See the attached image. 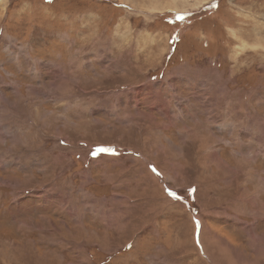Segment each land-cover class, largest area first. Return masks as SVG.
<instances>
[{"label":"rangeland","instance_id":"obj_1","mask_svg":"<svg viewBox=\"0 0 264 264\" xmlns=\"http://www.w3.org/2000/svg\"><path fill=\"white\" fill-rule=\"evenodd\" d=\"M0 264H264V0H0Z\"/></svg>","mask_w":264,"mask_h":264},{"label":"bare ground","instance_id":"obj_2","mask_svg":"<svg viewBox=\"0 0 264 264\" xmlns=\"http://www.w3.org/2000/svg\"><path fill=\"white\" fill-rule=\"evenodd\" d=\"M95 16V15H94Z\"/></svg>","mask_w":264,"mask_h":264}]
</instances>
